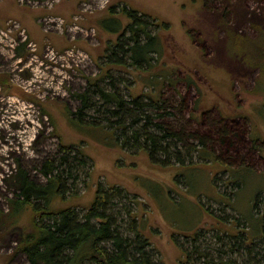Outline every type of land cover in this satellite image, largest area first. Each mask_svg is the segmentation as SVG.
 I'll list each match as a JSON object with an SVG mask.
<instances>
[{
    "label": "rangeland",
    "instance_id": "1",
    "mask_svg": "<svg viewBox=\"0 0 264 264\" xmlns=\"http://www.w3.org/2000/svg\"><path fill=\"white\" fill-rule=\"evenodd\" d=\"M258 1L0 0V264H30L19 247L34 232L33 221L40 216L29 205L13 208V201L21 198L18 173L22 168L39 184H47L41 169L62 144L74 146L88 166L63 183L61 194L50 196V208L75 207L82 214L99 187L116 191L109 214L124 235L136 237L134 229H139L162 264H192L182 250L196 246L186 236L202 226L207 240L197 245L205 248L214 241V230L209 229L218 228L217 222L235 232L243 230L236 224L241 216L250 225L251 236L259 232L254 209L259 207L258 219L263 221L264 143L255 153L258 159L247 158L252 168L240 167L244 166L240 162L228 168L217 159L200 158L197 149L194 164L173 159L161 164L136 144L120 146L122 137L116 140L115 126H108L106 120L101 122L103 128L72 120L80 106L75 94L99 75L108 44L119 35L129 36L130 21L122 12L126 6L149 17L145 18L150 20L149 28L161 38L163 48L152 70L168 76L177 71L169 76L174 82L163 83L159 77L148 80V72L132 70L128 77L135 81L130 86L133 96L153 91L158 98L161 91L171 102L184 97L186 107L177 116L178 127L207 135L200 122L202 112L210 111L206 125H212L213 137L218 121L229 123L230 118H221L237 114V100L243 98L248 106L240 112L248 118L244 119L250 126L248 135L264 139V4ZM33 17L46 35L43 42L30 36L29 31L37 36L35 24L26 25ZM112 17L121 20L115 33L107 28L117 27ZM50 18L62 19L64 31L48 30ZM69 26L73 32L67 31ZM53 35L58 42L65 41L62 48L56 40L51 42ZM71 50L77 62L63 57ZM117 86L127 99L126 85ZM189 143L200 146L195 140ZM227 168L236 169L231 179ZM232 183L240 187L232 191Z\"/></svg>",
    "mask_w": 264,
    "mask_h": 264
},
{
    "label": "trees",
    "instance_id": "2",
    "mask_svg": "<svg viewBox=\"0 0 264 264\" xmlns=\"http://www.w3.org/2000/svg\"><path fill=\"white\" fill-rule=\"evenodd\" d=\"M208 1L205 0L206 3ZM122 12L130 21L127 25L129 36L119 35L115 42L108 44L104 61H99L102 56L98 58L101 68L99 75L88 79L86 88L75 94L80 106L76 118L73 116L72 120L102 128L101 122L106 120L105 124L115 126L112 133H117H114L116 140L122 137L120 146L124 148L131 145L133 148L136 144L153 162L158 159L161 164H169L167 161L173 159L179 164L191 165L194 164L197 149L200 158L206 157V160L215 162L217 159L228 168L237 162L244 165L240 167H251L249 164L257 157L255 153L261 152V147L248 141L249 135L242 123L232 126L231 123L218 122L214 137L211 136V132H214L212 125L206 126L207 135L197 130L188 132L185 127H178L177 116L186 107L184 97L179 102H171L161 91L158 98H155L153 91L135 96L131 94L130 86L135 81L128 76L133 74L132 70L148 72V80L154 81L159 77L163 83L169 79L174 82L176 79L169 76L177 75V71L168 76L152 70L158 64L163 48L160 36L149 28L150 20L145 19L149 17L141 16L138 11L126 6L122 7ZM111 19L117 23V27L113 30L107 28L111 32H118L121 20ZM106 22L108 20L103 22L104 26ZM119 67L129 68L131 72ZM119 82L126 85L127 99L117 86ZM170 109L178 113H172ZM88 117L89 122L86 119ZM189 140H195L200 146L190 144ZM75 149L74 146L62 144L56 157L45 163L41 169L48 179L45 185L33 180L22 168L18 173L19 196L22 199L13 201V208L18 210L29 205L36 216H40L39 220L35 217L33 221L34 232L27 234L19 247L30 264H162L155 258L151 242L139 229H134L136 237L130 238L124 235L117 220L109 214L114 203L112 199L118 196V192H108L99 187L95 199L82 214L75 207L59 210L50 208V196L61 194L63 183L74 179L81 168L88 166L85 159L77 156ZM216 149L221 152H215ZM228 168L226 171L231 179L236 169L228 171ZM230 187L234 191L240 184L232 183ZM254 212L258 223L260 221L259 232L254 236L249 234L250 225L240 216L236 218V224L243 230L232 232L217 222L215 225L218 228L209 229L214 230L212 237L215 242H208L205 248L197 245L206 239V228L202 226L204 228L200 227L194 234L186 236L196 246L192 250L183 249L182 253L192 264H264V220L258 219L262 213L257 205Z\"/></svg>",
    "mask_w": 264,
    "mask_h": 264
},
{
    "label": "flooded vegetation",
    "instance_id": "3",
    "mask_svg": "<svg viewBox=\"0 0 264 264\" xmlns=\"http://www.w3.org/2000/svg\"><path fill=\"white\" fill-rule=\"evenodd\" d=\"M258 2H263V4H264V0H259ZM207 4V3H206ZM211 8V7H210ZM264 14V13H263ZM262 22H263V24H264V15H263V17H262ZM204 49H207V45H205V47H204ZM209 52V51H208ZM250 72L252 71V70H249ZM251 90V89H250ZM238 103H239V105H238ZM237 107H236V111H237V114H233L232 116L233 117H222L221 119H225V118H230V120H229V123H231V125L233 126L234 124H241L242 123V125H244L245 126V129L247 130V133H249L250 132V126H248V124L246 123V121H244V119H246L247 117L244 115V114H242V113H244V112H240V111H244V109H247V106H248V104L246 103V101L243 99V98H240V100H237V105H236ZM249 108V107H248ZM240 112V113H239ZM210 111H203L202 112V117H203V119L201 120V125H203V126H207L206 125V123H207V119L208 118H210ZM249 112H248V116H249ZM250 115H252V114H250ZM237 116V117H236ZM239 116V117H238ZM249 118H250V116H249ZM248 119V118H247ZM204 121V122H203ZM224 120H219L218 122H223ZM242 121H244V122H242ZM246 130H245V132H246ZM248 141L251 143V142H255V143H257V144H260V147H261V149L263 148V138H259V139H255V138H252L250 135L248 136ZM261 142V143H260ZM217 148H220L219 146L217 147ZM261 158V156H259V159ZM256 159H258V156L256 157ZM256 161V160H255Z\"/></svg>",
    "mask_w": 264,
    "mask_h": 264
},
{
    "label": "built area",
    "instance_id": "4",
    "mask_svg": "<svg viewBox=\"0 0 264 264\" xmlns=\"http://www.w3.org/2000/svg\"><path fill=\"white\" fill-rule=\"evenodd\" d=\"M95 1H102V0H95ZM101 3V2H100ZM102 4V3H101ZM76 20H78V17H75ZM48 22H46L47 24V29L50 30L52 27H55L56 29L58 30H61V31H64V21L60 18H50L47 20ZM75 24V23H74ZM73 26V25H72ZM72 26H69L67 31H72L71 28H74ZM78 29V28H77ZM79 31L78 32H81V33H84V34H88L87 31L83 30V29H78ZM73 32V31H72ZM90 32H94L93 29H90ZM69 54H67L66 56L63 55V57H65L66 59H71L73 60V56H74V50H71V51H68ZM80 60V59H78ZM74 62H77L75 60H73Z\"/></svg>",
    "mask_w": 264,
    "mask_h": 264
},
{
    "label": "crops",
    "instance_id": "5",
    "mask_svg": "<svg viewBox=\"0 0 264 264\" xmlns=\"http://www.w3.org/2000/svg\"><path fill=\"white\" fill-rule=\"evenodd\" d=\"M19 19H21V18H19ZM36 19H38V17ZM30 23H34L35 24V29H37V36H34L33 35V32L29 31V29H28L32 40H36V41L43 42L44 39H45V37H46V35L44 34V32L42 31L41 27L39 26V24L35 20V17H33L31 19V21H29V22L26 23V25H27L28 28H29V24ZM51 39H52V41H51L52 43H55V40L58 42V40L54 38V35L52 36ZM58 44H59L58 46H60L62 48V46L65 45V41L62 40L61 42H58ZM98 66H99V62H98Z\"/></svg>",
    "mask_w": 264,
    "mask_h": 264
}]
</instances>
